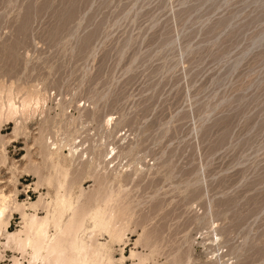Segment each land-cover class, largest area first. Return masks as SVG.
Returning <instances> with one entry per match:
<instances>
[{
    "label": "rangeland",
    "instance_id": "obj_1",
    "mask_svg": "<svg viewBox=\"0 0 264 264\" xmlns=\"http://www.w3.org/2000/svg\"><path fill=\"white\" fill-rule=\"evenodd\" d=\"M58 181L84 264H264V0H0V264Z\"/></svg>",
    "mask_w": 264,
    "mask_h": 264
},
{
    "label": "bare ground",
    "instance_id": "obj_2",
    "mask_svg": "<svg viewBox=\"0 0 264 264\" xmlns=\"http://www.w3.org/2000/svg\"><path fill=\"white\" fill-rule=\"evenodd\" d=\"M10 109H12V111L14 112L16 111V107L14 103H10ZM56 187H57V193H58L56 205L60 207L58 208V210H56L57 214L53 213L51 215L50 213L51 216L49 217V214L47 213V215H45L44 218H41V217L38 218L36 215L32 216L31 221L29 223L30 224L29 234L27 238L25 237L26 238L25 244L27 246L29 245L32 248L33 258L37 260L39 259V261L41 260V262L45 264H70L71 260H69V258L67 259L66 253H65V250L67 248V245L65 244V242L69 241V245L75 250L76 256L77 255L79 256V258H75L73 262L82 263L84 261L86 247L88 248L89 246H92L89 244H87L89 245L87 246L85 244L87 242L84 241L83 243L82 240L79 239L78 237V231L81 230L85 217L87 216L88 213L83 211L78 216H76V212H75L76 208L74 209V206H72V201H70L71 199H69V196H68L69 194L68 195L60 194L59 189H62L60 187H63L60 181H58V186ZM8 207H9L8 197L0 191V228H2L6 224L5 214H6ZM70 209H73L72 217L69 216L71 218L70 219L68 218L69 220L67 222L64 219L65 220L64 222L63 218L65 216V213L67 210L70 211ZM93 219L95 223L94 225L100 226V227H105L108 222V221L107 222L105 221L104 215L101 213L95 214ZM50 222L51 223L53 222V226L55 227L54 229L55 232L53 234H49L48 225ZM62 236L65 238H61ZM93 241H97V240H93ZM95 244L96 243H93L94 247H95ZM92 250L94 251V249Z\"/></svg>",
    "mask_w": 264,
    "mask_h": 264
}]
</instances>
